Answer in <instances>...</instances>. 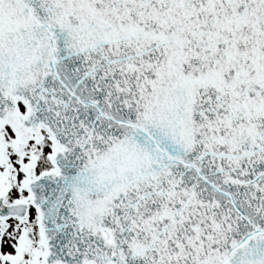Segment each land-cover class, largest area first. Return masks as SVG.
Segmentation results:
<instances>
[{"label": "snow or ice", "instance_id": "6c2138e0", "mask_svg": "<svg viewBox=\"0 0 264 264\" xmlns=\"http://www.w3.org/2000/svg\"><path fill=\"white\" fill-rule=\"evenodd\" d=\"M0 264H264V0H0Z\"/></svg>", "mask_w": 264, "mask_h": 264}]
</instances>
